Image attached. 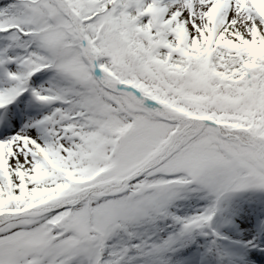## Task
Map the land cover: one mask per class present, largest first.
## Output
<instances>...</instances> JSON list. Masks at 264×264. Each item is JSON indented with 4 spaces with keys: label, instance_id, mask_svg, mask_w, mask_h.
Here are the masks:
<instances>
[{
    "label": "snow or ice",
    "instance_id": "snow-or-ice-1",
    "mask_svg": "<svg viewBox=\"0 0 264 264\" xmlns=\"http://www.w3.org/2000/svg\"><path fill=\"white\" fill-rule=\"evenodd\" d=\"M0 264H264V0H0Z\"/></svg>",
    "mask_w": 264,
    "mask_h": 264
}]
</instances>
